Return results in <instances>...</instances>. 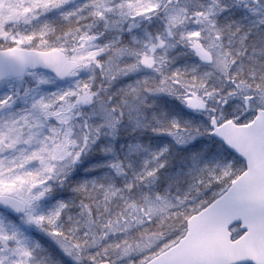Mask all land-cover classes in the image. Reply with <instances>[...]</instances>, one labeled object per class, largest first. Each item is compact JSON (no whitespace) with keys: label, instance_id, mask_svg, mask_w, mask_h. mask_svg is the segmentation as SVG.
Returning a JSON list of instances; mask_svg holds the SVG:
<instances>
[{"label":"snow or ice","instance_id":"snow-or-ice-1","mask_svg":"<svg viewBox=\"0 0 264 264\" xmlns=\"http://www.w3.org/2000/svg\"><path fill=\"white\" fill-rule=\"evenodd\" d=\"M0 264H264V0H0Z\"/></svg>","mask_w":264,"mask_h":264}]
</instances>
